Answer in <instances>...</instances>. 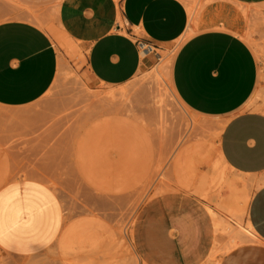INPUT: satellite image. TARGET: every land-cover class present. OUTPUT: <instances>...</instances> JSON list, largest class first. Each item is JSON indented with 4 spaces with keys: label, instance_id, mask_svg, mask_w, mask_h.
I'll list each match as a JSON object with an SVG mask.
<instances>
[{
    "label": "rangeland",
    "instance_id": "1",
    "mask_svg": "<svg viewBox=\"0 0 264 264\" xmlns=\"http://www.w3.org/2000/svg\"><path fill=\"white\" fill-rule=\"evenodd\" d=\"M64 1L0 0V24L40 28L59 55L53 85L40 101L0 109V188L38 181L55 192L63 211L62 232L49 251L31 259L0 254V264H141L135 229L151 202L185 198L225 219L228 183L242 189L240 182L246 188L250 180L219 161L224 124L193 113L175 94L171 72L180 42L152 51L149 64L128 83L98 85L87 75L86 50L64 25ZM183 2L196 32L215 26L207 9L219 21L223 8L232 7L264 73V8L252 11L227 0ZM254 109L264 114V84ZM254 190L250 182L247 192ZM213 239L207 264H217L228 247L227 236L214 233Z\"/></svg>",
    "mask_w": 264,
    "mask_h": 264
},
{
    "label": "crops",
    "instance_id": "2",
    "mask_svg": "<svg viewBox=\"0 0 264 264\" xmlns=\"http://www.w3.org/2000/svg\"><path fill=\"white\" fill-rule=\"evenodd\" d=\"M227 1L252 11L264 8V0ZM188 8L183 0H65L63 22L86 50L88 77L108 87L131 81L152 51L181 43L171 72L175 94L193 113L224 124L218 155L227 170L255 188L252 194L246 189L249 200L238 219L250 240L229 248L228 239L229 251L217 264H264V114L254 109L264 73L232 7L221 10L219 21L207 9L215 26L199 32L196 24L188 32ZM58 66L46 32L26 22L0 24V109L36 104L51 89ZM207 211L185 198L151 202L135 229L141 264H207L214 233L220 234ZM62 228V206L45 184L23 180L0 188L1 255L38 257L53 247Z\"/></svg>",
    "mask_w": 264,
    "mask_h": 264
},
{
    "label": "bare ground",
    "instance_id": "3",
    "mask_svg": "<svg viewBox=\"0 0 264 264\" xmlns=\"http://www.w3.org/2000/svg\"><path fill=\"white\" fill-rule=\"evenodd\" d=\"M116 1H118V0H116ZM189 24H190V27H189V31L188 32L194 30V28H195L194 15L192 13L189 16ZM147 50L148 49L145 48V49H143V52H145ZM263 82H264V74H263ZM166 93H168V92H166ZM112 97H114V96H112ZM106 100H107V96H106ZM218 158H219V161L222 164V166L226 169V166L222 162V160L220 159L219 155H218ZM240 185L242 186V189H239V185L237 183H235V182L228 183V189L230 188L229 191H230L231 207L226 212L227 219H228L227 223L223 224V222L220 219H217L216 215L212 211L209 210L211 215H212V217L215 220L216 232L220 233V234H224V235L227 234L229 236V238H228V239H230L229 240L230 241V247L228 246L229 248H233V247H235L237 245L243 244V243L248 242L250 240L248 232L243 230L238 224V219L244 215V212H245L244 211V206L247 204V202L249 200V196L246 193L247 187L245 188V183L244 182H240ZM229 248H226V249L228 250ZM226 251L225 252L221 251V252L225 254Z\"/></svg>",
    "mask_w": 264,
    "mask_h": 264
}]
</instances>
